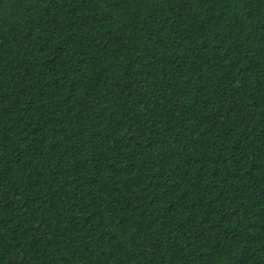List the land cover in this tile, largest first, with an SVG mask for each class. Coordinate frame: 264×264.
I'll return each mask as SVG.
<instances>
[{
    "label": "trees",
    "instance_id": "1",
    "mask_svg": "<svg viewBox=\"0 0 264 264\" xmlns=\"http://www.w3.org/2000/svg\"><path fill=\"white\" fill-rule=\"evenodd\" d=\"M0 264H264V0H0Z\"/></svg>",
    "mask_w": 264,
    "mask_h": 264
}]
</instances>
